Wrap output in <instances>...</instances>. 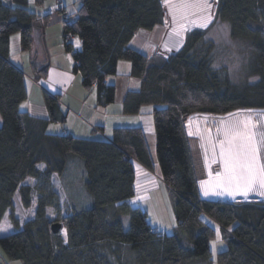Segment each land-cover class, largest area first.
Returning <instances> with one entry per match:
<instances>
[{
    "label": "trees",
    "instance_id": "16d2710c",
    "mask_svg": "<svg viewBox=\"0 0 264 264\" xmlns=\"http://www.w3.org/2000/svg\"><path fill=\"white\" fill-rule=\"evenodd\" d=\"M162 1L81 0L74 14H66L62 0L64 8L57 12L62 13L63 45L74 60L72 71L81 75L84 88H94L98 105L115 102L116 86L107 78L117 75L119 62H129L128 77L139 80L138 88L124 94L121 112L136 116L142 107H152L159 175L176 196L171 233L150 225L142 208L127 203L135 193L133 162L155 169L140 126L115 127L110 139L49 134L48 125L63 121L65 114L57 97L45 91L47 117L35 118L20 109L28 97L26 73L9 60L10 39L18 35L22 51L31 53L33 80L45 79L50 64L38 62L32 54L33 36L39 31L43 37L53 11L37 12L46 0H0V221L8 213L15 229L0 237V247L9 261L264 264V198L202 199L199 181L206 177L204 162L186 131L193 115L222 117L264 110V0H217L213 21L229 22L232 39L247 47L243 51L248 55L247 76L257 77L242 84L230 81L215 65L214 44L200 29L187 32L183 46L165 58L130 46L138 31L163 26ZM65 33L80 40L79 49L64 39ZM74 159L84 167L83 188L91 205L67 210L71 212L65 217L51 221L46 212L56 196L51 177H62ZM31 178L41 196L35 216L21 226L13 198L19 193L23 205L31 206L32 187L24 183ZM121 216L129 217L126 229ZM54 222L62 224L56 233L51 229ZM210 222L221 231L225 247L217 252L216 261L210 248L216 229ZM152 228L164 231L162 237Z\"/></svg>",
    "mask_w": 264,
    "mask_h": 264
},
{
    "label": "rangeland",
    "instance_id": "374dc122",
    "mask_svg": "<svg viewBox=\"0 0 264 264\" xmlns=\"http://www.w3.org/2000/svg\"><path fill=\"white\" fill-rule=\"evenodd\" d=\"M163 2V26L158 27L155 30L153 39H155L154 43H146L145 46L148 47L147 51L149 54L156 52L158 55L162 57H167L168 55L175 54L183 45L184 39L186 37V33L191 30L200 29L204 31L206 35V40L212 42L214 44L213 54H214V63L217 67H221L226 71V74L229 76L230 81L236 84H242L244 82L253 83L257 80L255 76H247L248 75V67L247 63L244 62L248 55L244 54L245 50L243 44L240 42L233 40L230 32L229 22L226 21H213L215 16V9L217 5V0H208V3L211 4V8L208 9H200L197 7H191L188 9H175L177 20L176 23H173V16L169 10V4L176 6L183 3L188 4H196L199 3L200 0H169V3ZM81 3V0H77V4H69L68 10L70 13L74 14L78 8V5ZM56 0H46V6L49 8H55ZM74 11V12H73ZM185 12L187 13L185 15ZM53 15L50 16L52 18V22L48 25V28L54 29L56 26H62V13L52 12ZM210 17V19H208ZM206 23V26H200L201 24ZM184 26V30L177 34L180 26ZM176 29L177 31H174ZM151 32V31H150ZM62 30H59L57 34L54 35V38L61 39L62 38ZM50 38L53 35H49ZM57 37V38H56ZM43 46L45 50H48L50 53L49 46L54 47L57 46L58 43H61V40H58L55 43H51L48 45V40L44 35ZM80 40L78 39L75 42V46L80 48ZM76 48V47H75ZM146 49V48H145ZM54 51V50H53ZM246 51V50H245ZM55 52V51H54ZM49 60H51V56L49 55ZM73 62V60H72ZM70 63V62H69ZM68 63V65H69ZM70 71H72V65L69 66ZM40 81H45L42 78ZM148 109H152L151 106H146ZM125 116V115H124ZM129 115H127L128 117ZM152 121V115H149L148 112L141 117L140 121L144 122L145 125H148V120ZM251 118V122L255 125L254 131L256 133L257 141H264V110H243L232 112L231 114L223 115L222 117L218 116H206L204 118L200 117V130L201 134L195 131V136L199 138L201 143H199V150L201 160L204 162V169L206 173L205 184L206 191L208 192L207 196H212L211 198H207L208 200H221V201H247V200H257L259 197H263L256 192H251L245 197L237 193L234 196L228 195L227 192H224L222 195H217L215 193L222 192L223 187L219 186L217 183V174L223 173V165L220 160V141L224 140V130L233 124L238 122H242ZM127 119V118H125ZM130 119V118H129ZM148 119V120H147ZM153 122V121H152ZM132 124V123H130ZM149 133V132H148ZM151 135L148 134V143H150ZM154 143V151H155V135H153ZM151 144V143H150ZM198 145V143H197ZM259 161L261 164H264V142L259 145ZM42 165V164H41ZM210 171V173H207ZM84 167L80 159H74L71 163L68 164L66 171L63 174L61 179H58L56 174H53L52 179V188L56 193L52 205L46 207V212L51 221H54L56 218L62 219L70 213L69 208L73 206V204L78 203L80 207L86 206L88 201L92 202L90 196L87 198L86 190L83 188V178ZM25 184H29L32 187L31 193V206L25 207L23 203L20 201V194L17 193L13 198L14 203V213L17 217L19 224L21 226L23 223L32 220L35 216L37 200L41 196L38 187L36 186L37 182L34 179H27L24 182ZM142 190V191H141ZM140 190L139 195L137 196V200H135L134 204H131L133 208H143L144 211H147V221L149 224H158L161 227L167 229V232H173V227L176 225L175 217L173 214L168 213V205L170 202L160 201V198L157 196V201L155 203H147V197H144L146 193L143 189ZM141 199H144L145 202L143 204H139ZM139 204V205H138ZM77 205V204H75ZM74 205V206H75ZM8 218H6L1 223L0 228V237L9 235L12 224L9 220V214L6 213ZM122 222L124 224L125 229L129 224L128 216H121ZM216 229V239L210 243V247L212 248V259L216 261V254L219 250H223L224 242L222 241L221 231L217 226L210 222ZM14 228V227H13ZM61 233L65 235L64 229L61 230ZM217 233H219V241H217ZM213 242H216L215 250L213 249ZM0 264H22L19 260L9 261V259L5 256L0 247ZM216 264V263H215Z\"/></svg>",
    "mask_w": 264,
    "mask_h": 264
},
{
    "label": "crops",
    "instance_id": "0c3cea01",
    "mask_svg": "<svg viewBox=\"0 0 264 264\" xmlns=\"http://www.w3.org/2000/svg\"><path fill=\"white\" fill-rule=\"evenodd\" d=\"M64 7L66 8L65 13H70L69 4H77V0H63ZM53 8H49L46 5L44 7L37 8V12L39 14H45L51 12ZM77 11V10H76ZM75 11V12H76ZM74 12V11H73ZM53 15V14H52ZM52 22V18L50 19V22L48 25ZM48 25L46 26V30L43 34V37H41L40 32L36 31V33L33 36V45H32V54L37 56L38 62L46 65L49 63V67L47 69V77L43 80H37L34 81L32 77V73L30 70V58L31 53L27 51H22L21 43L19 41V36L14 35L11 37L10 41V57L9 60L11 63L16 64L24 73H26L24 84H26V91L28 94L27 100L22 102L20 105V109L23 112L29 113L31 116L35 118H45L47 117V110L44 104V94L50 93L57 97L58 104L60 105V109L65 114V119L60 122L50 123L47 128V132L49 134H55V135H61L64 133L69 134L70 136H75L77 138H86V139H94V138H111L112 130L115 127H136L140 126L145 134V140L148 144L149 153L151 154L152 164H154L155 169L154 171L148 170L143 165L133 162L134 165V176L135 181L133 184L135 193L132 198L129 199L127 202L128 204H134L135 200H137V196L140 193V190L143 189L146 193L143 195L144 197H147V203H155L157 201V196L160 198V201H167L170 202L168 205V213L171 215L173 214V203L176 199V196L174 195L172 189L166 185L163 180L161 179V176L159 175V168L157 164V155L154 151V143L153 141V135H155L154 132V121L150 120L148 125H145L144 122L140 121L141 117H143L146 112L149 113V115H152V109H146L147 107H142L140 109V113L136 116H128L123 115V112H121V106H122V98L127 90L129 89H136L139 85L138 79H133L128 77L130 74L131 68L130 63L127 61H122L118 63V73L117 75H112L107 78L108 83L115 84L116 86V99L114 104H110L107 106L101 107L98 105V102H96V93L94 91V88L91 90H87L83 87L82 81H81V75L74 73V71H70L69 66L72 65V69L74 66V60L72 62V56L71 53H69L65 46L63 45V42L58 43L56 47L52 49V47L49 46V49L51 50L49 54L48 50L44 49L43 46V38L44 35L46 39L48 40V45L51 43H55L58 40L61 39H55L54 35L58 33L59 30H62V26L60 25L59 28L56 26L54 29L48 28ZM155 29L153 31L148 32L145 30L138 31L132 39V42L130 43L131 47L136 48L137 50L147 54L148 56L151 55L147 51L148 47L145 46L146 43H154L155 39L152 38L154 36ZM49 35H53L51 38ZM57 38V37H56ZM74 47L75 46L74 43ZM146 48V49H145ZM55 52H54V51ZM49 55L51 56V60H49ZM70 62V63H69ZM69 63V65H68ZM206 116H215V115H193L189 117V121L186 124V131L188 133V136L191 141V145L193 148H197L199 150V143L201 141L198 137L195 136L194 129L198 132V134H201L200 130V117L204 118ZM220 117V116H218ZM127 118V119H125ZM130 118V119H129ZM2 122V118L0 117V124ZM132 123V124H130ZM149 132V133H148ZM148 134L151 135L150 143H148ZM198 143V145H197ZM44 165H39V168L42 169ZM207 173H210V171H207ZM84 176V174H83ZM63 177V176H62ZM62 177H58V179H61ZM202 182L204 184L202 185ZM29 185V184H27ZM200 185V194L202 199L211 198L212 196L205 195L206 191V184H205V177L199 181ZM142 191V190H141ZM144 199H141L139 204H143ZM77 204V205H75ZM73 204L69 210H75L79 208H84L86 206L80 207L78 203ZM138 204V205H139ZM75 205V206H74ZM91 205V201H88L87 206ZM139 208V207H138ZM141 208V207H140ZM143 209V208H142ZM144 210V209H143ZM146 215H147V211ZM174 215V214H173ZM7 214L2 218L0 221V228L1 223L8 217H6ZM153 227L164 230L167 232V229L164 227L159 226L158 224L151 223ZM10 234L15 231L13 228V225L10 229ZM211 248V247H210ZM212 250V248H211ZM215 264V263H214Z\"/></svg>",
    "mask_w": 264,
    "mask_h": 264
},
{
    "label": "snow or ice",
    "instance_id": "6c2138e0",
    "mask_svg": "<svg viewBox=\"0 0 264 264\" xmlns=\"http://www.w3.org/2000/svg\"><path fill=\"white\" fill-rule=\"evenodd\" d=\"M165 3H169V0H165ZM191 7L208 9L211 8V4L208 3V0H200L196 4L183 3L176 6L169 4L173 23H176L177 20L174 8L186 10ZM200 26H206V23ZM183 30V25L180 26L179 31L174 29L177 34ZM254 127L255 125L249 118L230 125L224 130V140L219 144V155L224 171L217 174V183L223 187V191L215 194L222 195L227 192L228 195L234 196L239 193L247 197L249 193L256 192L264 196V164L259 161V145L264 141L256 140ZM203 184L204 182H202ZM204 194L207 195L208 192L205 191ZM217 241H219V233H217ZM219 242L222 243V241ZM215 247L216 242H213L214 250Z\"/></svg>",
    "mask_w": 264,
    "mask_h": 264
},
{
    "label": "built area",
    "instance_id": "2783aa9c",
    "mask_svg": "<svg viewBox=\"0 0 264 264\" xmlns=\"http://www.w3.org/2000/svg\"><path fill=\"white\" fill-rule=\"evenodd\" d=\"M62 8H64L62 6V0H56L55 8L52 9V11L53 12H56L57 10H61ZM63 21L64 22H67L68 21V18L64 17ZM64 39H66L67 42H72V43H74L75 40H76V38L72 34H70V33H65ZM152 229H153V232H155L157 236L162 237V235L164 234V231H159V230L154 229V228H152Z\"/></svg>",
    "mask_w": 264,
    "mask_h": 264
},
{
    "label": "water",
    "instance_id": "95a60500",
    "mask_svg": "<svg viewBox=\"0 0 264 264\" xmlns=\"http://www.w3.org/2000/svg\"><path fill=\"white\" fill-rule=\"evenodd\" d=\"M62 228V224L60 222H54L51 229L53 233L58 232Z\"/></svg>",
    "mask_w": 264,
    "mask_h": 264
}]
</instances>
